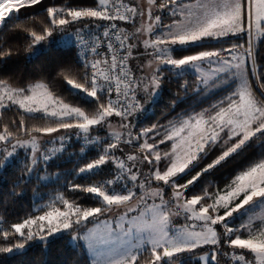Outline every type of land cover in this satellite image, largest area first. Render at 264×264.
Segmentation results:
<instances>
[{
	"label": "snow or ice",
	"instance_id": "obj_1",
	"mask_svg": "<svg viewBox=\"0 0 264 264\" xmlns=\"http://www.w3.org/2000/svg\"><path fill=\"white\" fill-rule=\"evenodd\" d=\"M41 3L42 0H0V61L13 56L15 52L13 45L4 38L7 32L23 38L30 35L33 44H36L55 31L74 28L83 50V73L81 75L74 66H64L57 74L71 88L92 98L95 110L89 114L80 107H73L41 83L10 88L6 81L0 79V88L7 89L4 95H0V110H10L13 106H17V111L22 110L19 123H13L30 136V139L20 140L9 130L10 125H4L0 132V152L13 157L19 149H28L26 160L33 166L41 162L47 164L49 159L64 150L67 140L71 138V130L75 129V135L82 137L86 143L102 145L98 158L80 167L78 172L93 173L106 164L114 166L116 171L114 178L102 185L72 186L73 190L95 194L99 206L82 208L59 197L69 211L54 208L37 219L15 223L12 233L3 232L4 240L11 246L0 247V253L22 252L33 240L46 243L50 236L69 233L74 247L77 241L85 242L87 252L92 257L91 264H128L129 261L136 264L137 254L133 253L145 243L150 245L151 264H188L196 250L201 248H208V252L200 256L205 264H221V257L231 260L232 264H264V229L257 233L250 224H242L240 228L247 229L248 238H241L237 234L240 228L228 222L233 213L264 198V159L235 176L224 189L225 194H212L204 190L203 195L192 194L189 198L190 189L205 172L240 154L253 138L264 140V71L256 67L253 51V40L264 36V0H196L195 4L190 0H166L165 3L147 0L150 22L148 38L142 41L137 37L145 32L143 27L136 28L129 36H123L126 30L115 23L117 20L129 22L137 16L143 18L146 13L139 4L126 5L124 0L118 3L113 0L109 7L108 0H98L95 6L80 10L49 6L40 27L43 34L36 31L28 33V24L24 22L28 17L21 18L18 14L21 9L34 8ZM154 7L167 9L172 22L164 24L160 15L153 14ZM121 8L124 14L120 13ZM88 19L113 23L104 26L99 35L89 37L85 34L89 25L83 23ZM240 35L247 37V47L241 43H231L227 48H203L183 57L171 54V49L176 45L196 46L209 38L223 42L226 37ZM141 45L143 52L138 55L151 56L152 59L147 63L141 60L136 65V72L140 73L137 75L129 67L128 61L132 58L133 50ZM101 65L107 70H101ZM186 65L193 69L197 92L218 86L229 75L240 78L241 83L209 108L188 114L186 118L178 117L176 123H170L167 127L157 123L133 131L136 128L135 115L143 107L141 101L153 96L164 82L162 67L171 66L169 71L176 69L179 76ZM249 73L256 78L255 88L248 79ZM183 87L186 91L187 82ZM5 96L8 104L4 103ZM114 116L120 118L117 125L120 132H110L106 137H92L96 130L94 126L111 129L109 118ZM25 117L50 120L51 125L29 129L25 126ZM61 130H64L62 135L44 140L47 147L41 148V134ZM157 137L162 138L157 140ZM142 139L144 142L140 143ZM149 140L153 142L149 143ZM167 141H172L171 150L161 154L160 145ZM217 146L224 149L222 154L204 165L195 176L185 179L184 183L179 182L178 177H183ZM131 147H136L138 151L129 154L127 148ZM164 162L166 165L162 168ZM144 168L148 169L147 173L143 172ZM154 181L163 182L171 189L170 199H165L164 188L159 185L153 188ZM116 188H119V192ZM137 195L141 202L152 198L158 199L159 204L153 203L151 206L152 222L146 226L148 235L141 239L140 245H133L129 239L133 229L137 232L143 230L135 217L127 220L130 225L127 229L124 226L127 212L114 221L102 220L101 217L110 212L114 205L131 201ZM180 215L186 221L200 223L186 224L173 231L169 227L170 217ZM37 220L41 223L34 233L31 226L37 224ZM93 222L95 226L88 228L87 225ZM26 228L27 232L24 231ZM236 249L254 254L255 260L248 259L245 251L238 253ZM185 254L187 259L183 258Z\"/></svg>",
	"mask_w": 264,
	"mask_h": 264
},
{
	"label": "trees",
	"instance_id": "obj_2",
	"mask_svg": "<svg viewBox=\"0 0 264 264\" xmlns=\"http://www.w3.org/2000/svg\"><path fill=\"white\" fill-rule=\"evenodd\" d=\"M97 3L98 0H42V3L34 8L21 9L18 15L21 18L28 17L27 21H24L28 24V33L36 31L37 34H43L40 27L43 24V19L46 17L47 7L93 6ZM169 18L171 17L169 16ZM83 23L89 25L86 29H96L100 24L99 21L90 19L84 20ZM127 24L129 22H122L123 28ZM72 32H76L72 27L67 30L53 32L51 36L38 43L41 48L34 55H30V53L36 44H33L30 35L28 37L25 35L23 38L19 34L14 36L12 32H7L4 38L8 40V43L13 45L15 52L13 56L0 61V79L6 81L7 85L13 88L28 87L33 83L41 82L49 90L53 91L55 95L63 99L64 102L80 107L86 113H93L95 105L92 98L79 90L71 88L57 74L60 68L64 66H74L81 75L83 73L75 46L61 45L58 42L59 37ZM244 37V42L247 44V37L244 35L226 37L223 42L209 38L208 40L201 41L196 46L186 45L176 47L173 49V56L183 57L204 50L203 48L226 47L231 43H242ZM253 51L256 67L264 71V36L253 40ZM129 61L132 68L131 59ZM164 69L165 79L160 85L159 94L155 99L148 97L147 100L141 101L143 107L135 115L134 124L136 128L133 131L148 128L157 123L167 127L170 123H176L178 117L184 118L188 114L209 108L217 100L237 87V81L233 79L227 86L210 91L209 93L204 89L197 92V81L193 73L186 72L177 76L176 71H169L166 67ZM250 78L252 86L255 88L256 78L251 76V74ZM185 82H187L186 91L183 87ZM180 111H182V114L179 113ZM21 115L22 110L17 111V106H13L10 110H0V132L3 131L4 125L7 124L10 125L9 130L14 133L16 138H29L30 136L25 135L23 131L14 126L13 122L18 124ZM36 115L39 116L40 114ZM73 122L76 121L73 120ZM49 125H51L50 120H37L25 117V126L29 129L34 126ZM94 129L96 130L93 131L92 135L106 137L110 133L108 129H99L98 126H94ZM76 131L75 129L71 130L72 142L67 144L62 152H58L56 156L49 159L47 164L41 162L36 167L37 171L48 175L46 180L42 179L41 176L30 175L28 170L29 164L19 163L17 158H15L13 163L8 164L0 170V247L11 246V244L4 240L3 232L8 231L12 233L14 231L12 226L15 223H22L25 219L35 218L37 215L53 207L69 211L62 201L58 199L59 197L67 199L70 204L76 203L82 208L99 206L95 194H87L79 189L73 190L72 186L77 184L82 187L92 186L93 183L106 178L116 170L111 164H106L101 166V169L94 170L93 173H79L80 167L98 158L102 153V145L94 143L82 148L78 140L82 137L78 138L75 135ZM161 138L157 137V140ZM143 142L142 139L140 143ZM152 142V140H149V143ZM171 143V141H167L165 144L160 145L161 154L164 151L171 150ZM223 150V148L217 146L204 159L195 163L183 177H178L179 182L184 183L185 179L195 176L204 165L211 163L218 155L222 154ZM127 151L129 154H132L137 152L138 149L131 147L127 148ZM261 159H264V140L253 138L240 154L228 158L225 162H222V165L217 166L210 172H205L190 189L189 198L192 194L203 195L204 190L212 194H216L217 192L220 194L227 188L235 176L247 170L250 166H254ZM165 165L166 162L161 167L163 168ZM143 172L145 171L143 170ZM157 185L165 189V199L170 197L171 189L164 185L163 182L154 181L152 186L156 187ZM208 202L211 203V200ZM170 221L174 223L173 217H170ZM93 223H89L87 227ZM177 223L180 226H185L186 224L196 222L186 221L184 216L180 215L176 217ZM240 223L241 218L236 217L232 218L229 224L238 228L237 226ZM31 230L35 229L31 227ZM218 230L222 231L219 228ZM24 231L27 232L28 229L26 228ZM226 250L232 251V249ZM236 251L239 253L245 250L236 249ZM205 252H208V248L197 249L196 254L188 261V264H201L200 254ZM183 258L187 259V254ZM151 260L150 248H147L137 254L136 264H151ZM252 260H255L254 257ZM91 261L84 243L80 241L74 247L70 241L69 233L53 236L46 243L40 242L38 239L33 240L29 242L26 249L22 252L0 253V264H91ZM220 261L221 264H232L231 260H226L224 257H221Z\"/></svg>",
	"mask_w": 264,
	"mask_h": 264
},
{
	"label": "rangeland",
	"instance_id": "obj_3",
	"mask_svg": "<svg viewBox=\"0 0 264 264\" xmlns=\"http://www.w3.org/2000/svg\"><path fill=\"white\" fill-rule=\"evenodd\" d=\"M112 1L113 0H108V3L112 2ZM124 1L128 5H133V4L141 5V7H143V9H144V11L146 13L143 18L137 16L135 18V20H130L129 21V24H127L125 26V28H124L126 30L125 31L126 35L129 36V35L133 34L136 31V28L143 27L145 29V32L143 34L138 35L137 39L142 41V40L148 38V36H147V28H148V24H149L150 21H149V18L147 16V10H148L147 0H124ZM165 2H166V0H158V3H165ZM192 4H195V2L192 3ZM152 12H153L154 15H160L161 18H162V22L164 24H169V23L172 22V18H169V14H168V10L167 9L159 10L158 7H154L152 9ZM244 40H245V37H244L243 42L241 44H244L245 47H247V44H245ZM131 42L135 43L136 41H131ZM176 47H182V46L181 45L173 46V48L171 49V54L172 55H173V49L176 48ZM227 47L228 46H226V48ZM40 48L41 47L38 45V43H36V46L34 47L32 52L30 53V55L36 54L40 50ZM133 51L136 53L135 56H133L134 53L132 55L133 66H134V70H135L134 72L137 75H139L140 73L136 72V65L141 60H143L145 63H147V61L149 59H152V57L151 56H139L138 55L139 52H143V46L142 45H141V47L139 49H134ZM149 51L151 52V49H149ZM241 51H243V49H241ZM165 67L169 69L171 66H163L162 67V71H164V72H165V69H164ZM172 70L177 71L176 69H172ZM146 71H147V69H146ZM186 72L193 73V69L191 68V66H188V65L184 66V70L181 72V74L182 73H186ZM233 79H236L237 86L241 83V79L240 78L229 75L228 78L223 83H220L216 87H210V88L204 89V90H206L209 93L210 91H214V90L220 89L222 87L227 86L230 82L233 81ZM248 79L251 81L250 74L248 76ZM37 83H41V82H36V83H33V84L29 85V86L35 85ZM41 84H43V83H41ZM8 87L13 88V87H11L9 85H8ZM159 89H160V87H159ZM159 89L153 94V96H151V99H155L158 96ZM6 91H7V89L0 88V95H4V93ZM4 103L5 104L9 103V101L6 98V96H5V99H4ZM71 106L76 107L74 105H71ZM179 113L182 114V111H180ZM184 118H186V117H184ZM119 119H120L119 117H115V116L109 118V120H111V122H112V128L108 129L109 132L118 133V132L121 131V129L117 126L118 122H119ZM63 133H64V131H60V132L53 133V134H47V135L41 134V137H42V139H41V148L43 149L44 147H47V145H44V143H43L44 140H51V139H53L55 137H58V136L62 135ZM27 139H30V137L29 138H25V139H20V140H27ZM13 142H15V141H13ZM0 143H2V142H0ZM27 152H28V149H19L17 151V153L13 157H7V153L6 152H0V170L5 168L8 164L13 163L15 158H17V160H19V163H28L29 164L28 165V170L31 169V172H29L30 175L41 176L42 179L46 180L48 175L46 173H43L41 171H37L36 170V167H38L39 164L33 166L30 161L26 160L25 154ZM37 155H39V153H37ZM6 157H7V159H6ZM162 165H164V164H162ZM143 170L145 171L144 173H147V171H148L147 168H144ZM153 188H155V187H153ZM164 191H165V189H164ZM220 194L223 195L225 193L223 191ZM170 198H171V195H170V197L166 198V200H168ZM124 203H126V204H124L122 206L114 205L112 207V210L110 212L106 213L104 217H101V219L102 220L103 219H108L110 221H114L115 219H119L120 216H123L125 214V212H127L128 213L127 219L124 222V226L127 229L128 227H130V225L127 223V220H131L132 218L135 217L137 219V221H138V224H139L140 228L143 229V230L140 231V232H137L136 229H133L132 236L129 237V239L131 240V243L133 245H140L141 239L148 235L149 229L146 226L150 225L151 222H152L151 221V217H152L151 206H152L153 203L159 204V202L157 201V199L153 200L152 198H146L145 202H141L140 199H139V195H138V197H136L132 201L124 202ZM54 208L55 207H53V208H51V209H49L47 211H52ZM129 209H132L133 211H128ZM60 210L61 211H66V210H62V209H60ZM46 212L41 213L39 215H43ZM141 213H143V216H141ZM39 215H37L35 218H32V219H37V217ZM172 217L174 219V223L173 222L171 223V221H170L169 227H170V229H172L174 231L175 228H180L182 226L178 225V223L176 224V217L177 216H172ZM236 217L241 218V223L238 224V226H237L238 228H240V226L242 224H250L252 226L253 230L257 231V233H258V230L264 229V198H260V199H258L256 201H254L253 203H250L249 205H246L243 209L239 210L238 212L233 213L232 217L228 218V222L230 223V221H232V218H236ZM195 222H196V224L200 223L198 221H195ZM39 223H41V222L37 220V224H34V225L31 226L32 228L35 229V230H33L34 233L38 231ZM94 226H95V222L91 226H89L88 228H92ZM113 227H115V223H113ZM58 234H55L54 236H56ZM237 234L241 235V238H248V231L245 228H240V232H238ZM51 237H53V236L48 237V239L51 238ZM70 241H71V236H70ZM80 241H82V240H80ZM80 241H77L76 245ZM84 244H85V242H84ZM147 248H150V245L145 243L142 246H140L139 248H137L136 251L134 252V254H138L139 252H141L142 250L147 249ZM245 252H246V250H245ZM206 253L207 252L201 253L200 256L205 255ZM246 254H247L248 259L252 260L253 257L255 259L254 254H250V253H247V252H246ZM91 260H92V257H91ZM128 264H132V262L129 261ZM201 264H205V261L201 260Z\"/></svg>",
	"mask_w": 264,
	"mask_h": 264
},
{
	"label": "built area",
	"instance_id": "obj_4",
	"mask_svg": "<svg viewBox=\"0 0 264 264\" xmlns=\"http://www.w3.org/2000/svg\"><path fill=\"white\" fill-rule=\"evenodd\" d=\"M118 2H119V0H117V3ZM111 4L112 3L108 4V6L111 7ZM124 4H126V3L124 2ZM93 6H95V5H93ZM93 6L71 5L69 7L75 8L76 10H80V9H83V8H88V7H93ZM120 13L124 14V9L123 8H121ZM122 22H124V21H120V20L115 21V23L117 24V26L119 28L124 29L123 25H122ZM99 23L100 24H99L98 28H96V29H85V34H87L89 37L94 36V35H99L103 31L104 26H106V25H108L110 23H113V22L112 21L100 20ZM122 35L123 36H127L125 31L122 33ZM58 42L61 45H74L75 48H76V53H77L78 59L81 62V60H82V55L81 54H82L83 50H82V47H81V45L79 43L77 32L67 33V34L59 37ZM102 51H104V50L102 49ZM109 62H110V58H109ZM128 65L131 68L130 61H128ZM101 70L106 71L107 69L103 65H101ZM113 88H115V82H113ZM121 88L123 89V84H121ZM113 99H115V94L113 95ZM92 137H96V135H92ZM78 140H79L80 145H81L82 148H85V147H87L90 144H94V143H86L83 138H80ZM70 142H72L71 138L69 140H67L65 146L67 144H69ZM114 174H115V172H113V174L107 176L104 179H100L99 181L93 183L92 186L93 185H102V184H104L107 180L113 179L114 178ZM115 190L119 191V188H116ZM110 194H111V192H110Z\"/></svg>",
	"mask_w": 264,
	"mask_h": 264
},
{
	"label": "crops",
	"instance_id": "obj_5",
	"mask_svg": "<svg viewBox=\"0 0 264 264\" xmlns=\"http://www.w3.org/2000/svg\"><path fill=\"white\" fill-rule=\"evenodd\" d=\"M187 2H189V1H187ZM191 3H194V2H196V0H191L190 1ZM133 53H134V55L133 56H135L136 55V53L133 51ZM131 64H132V69H133V72L135 71L134 70V66H133V60H132V58H131ZM135 73V72H134ZM119 192V191H118ZM157 201L159 202V200L157 199ZM124 204H126V203H123V204H121V205H118V206H122V205H124ZM91 226V225H90ZM183 227V226H182ZM83 242V241H82ZM84 243V242H83ZM85 245V244H84ZM86 246V245H85ZM87 248V247H86ZM134 254V253H133Z\"/></svg>",
	"mask_w": 264,
	"mask_h": 264
}]
</instances>
